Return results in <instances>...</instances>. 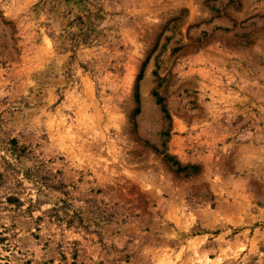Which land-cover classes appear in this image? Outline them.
I'll list each match as a JSON object with an SVG mask.
<instances>
[{"label": "rangeland", "instance_id": "obj_1", "mask_svg": "<svg viewBox=\"0 0 264 264\" xmlns=\"http://www.w3.org/2000/svg\"><path fill=\"white\" fill-rule=\"evenodd\" d=\"M0 264H264V0H0Z\"/></svg>", "mask_w": 264, "mask_h": 264}]
</instances>
